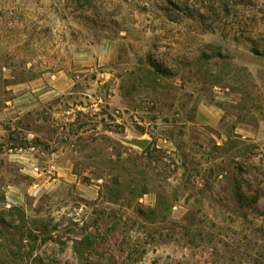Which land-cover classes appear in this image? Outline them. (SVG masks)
I'll list each match as a JSON object with an SVG mask.
<instances>
[{
	"label": "rangeland",
	"instance_id": "rangeland-1",
	"mask_svg": "<svg viewBox=\"0 0 264 264\" xmlns=\"http://www.w3.org/2000/svg\"><path fill=\"white\" fill-rule=\"evenodd\" d=\"M22 218L57 231L9 230L0 264H264V0H0V225Z\"/></svg>",
	"mask_w": 264,
	"mask_h": 264
},
{
	"label": "trees",
	"instance_id": "trees-1",
	"mask_svg": "<svg viewBox=\"0 0 264 264\" xmlns=\"http://www.w3.org/2000/svg\"><path fill=\"white\" fill-rule=\"evenodd\" d=\"M17 211L16 209H12L11 211ZM4 220H1L0 225V239H4V234L8 231H12L14 234H8L9 238L7 242L9 244L14 243L15 245L19 244L22 245V243L25 240H37L38 238L41 239V242H48L53 239L54 232L57 231L56 228L48 229L47 226L39 225L36 222H32L31 224H28L25 222L24 218L17 220L16 222H13L12 224L6 226V224L3 222ZM7 229V232H6ZM26 229V230H25ZM40 235V236H39ZM16 238L18 240H16ZM12 242V243H11ZM65 245V244H63ZM71 252L75 255V257L80 261L83 262L84 260H89V255H100L96 249V244L93 242V237L90 234H87L83 236L81 239H74L71 241ZM101 258V257H100ZM12 262L3 261L1 264H12L14 261V257H12ZM102 259V258H101Z\"/></svg>",
	"mask_w": 264,
	"mask_h": 264
},
{
	"label": "water",
	"instance_id": "water-1",
	"mask_svg": "<svg viewBox=\"0 0 264 264\" xmlns=\"http://www.w3.org/2000/svg\"><path fill=\"white\" fill-rule=\"evenodd\" d=\"M128 144L136 146L138 148L144 149L148 145L147 141L145 140H132L128 142Z\"/></svg>",
	"mask_w": 264,
	"mask_h": 264
}]
</instances>
